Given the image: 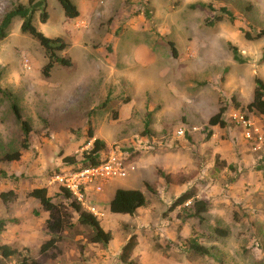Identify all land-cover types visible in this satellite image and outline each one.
Segmentation results:
<instances>
[{
  "label": "rangeland",
  "instance_id": "rangeland-1",
  "mask_svg": "<svg viewBox=\"0 0 264 264\" xmlns=\"http://www.w3.org/2000/svg\"><path fill=\"white\" fill-rule=\"evenodd\" d=\"M28 1L0 0V23ZM73 2L78 20L66 18L57 0L45 2L46 23L40 11L33 16L44 35L67 41L61 55L70 67L56 64L44 76L45 51L22 33L20 18L0 39V157L22 152L18 161L0 160V192L19 194L9 206L0 200L7 222L0 245L14 250L0 264H121L120 250L133 235L138 264H264V115L245 109L255 79L264 81V37L246 38L264 30V0ZM218 15L222 21L211 25ZM14 104L30 124L27 141ZM221 108L226 126L210 127ZM89 126L108 146L104 158L114 156L128 171L80 187L83 207L94 210L112 239L92 243V229L76 225L43 250L52 236L48 213L25 194L46 186L60 201L54 177L78 171L64 157L90 148ZM159 171L178 177L167 184ZM119 188L141 190L146 206L133 217L112 213ZM188 191L209 206L201 220L190 216L192 200L170 211ZM193 237L208 256L190 251Z\"/></svg>",
  "mask_w": 264,
  "mask_h": 264
},
{
  "label": "trees",
  "instance_id": "trees-1",
  "mask_svg": "<svg viewBox=\"0 0 264 264\" xmlns=\"http://www.w3.org/2000/svg\"><path fill=\"white\" fill-rule=\"evenodd\" d=\"M57 1L62 7L66 18L75 20L80 16V10L73 0ZM45 2L46 0H29L27 5L19 3L10 12L6 13L0 23V39H4L6 37L7 31L12 25L14 18H20L22 21V33L29 34L34 39H36L45 51L48 62L43 67L42 73L44 76L49 77L56 64L64 67H70L72 65V61L69 58L61 55L69 46L64 38L47 37L33 25V16L38 11L41 12V22L46 23L48 21L49 14L46 10L47 4ZM225 12L231 20L234 18L231 12L227 11L226 9ZM222 19V15H218L211 21L210 24L213 25L222 21ZM262 37H264V30L257 32L255 36H251L248 32H246V38L249 40H256ZM171 49L173 50V53L176 54L174 45H172ZM233 51L236 53V48H233ZM245 109L250 113L264 115V81L262 79H255L253 100L246 106ZM13 111L16 119L22 125V130L25 135L24 140L27 141V138L31 132L30 124L28 121L22 118L20 110L16 104L13 105ZM223 115L224 109L221 108L217 114L210 118L209 126L213 127L219 125L221 127H225L226 121L224 120ZM92 139H94V131L91 126H89L87 141ZM22 146L23 148H28L26 142ZM107 149L108 146L103 140L95 138L90 148L81 152L80 155L64 157V161L69 165H74L78 171L89 167H96L107 161L108 158H104V152H106ZM21 156L22 152L20 150H16L5 153L0 157V160L4 162H13L18 161ZM134 157L136 156L131 155L127 160V163H130ZM159 176L164 179L167 184H173L174 179L178 177L176 174L166 173L163 171H159ZM145 186L148 190L152 191L153 186L151 184L146 183ZM59 190L60 193H58V195L61 197L59 202H55L54 197L49 195V191L46 186L34 187L25 194L27 198H34L39 201L42 210L45 213H48L46 225L48 232L52 236L50 240L42 246V249L48 250L56 246L61 232L66 229L73 228L76 225L86 226L92 229L93 234L90 239L92 243H101L107 245L111 241L112 237L109 232H106L102 228L98 217L94 213L85 209L71 190L66 187H60ZM18 197L19 194L11 189L0 192V200L7 206L16 202ZM191 200V209L194 210V212L190 214V216L199 217L200 220L203 219L201 215L208 211L209 206L206 202L198 200L196 195L191 191L185 192L178 196L170 207V211H174L178 207L184 206L188 201ZM146 204L147 197L141 190L119 188L116 190L113 199L110 201L109 208L114 214L133 217L136 215L138 210L145 207ZM6 224L7 222L5 220L0 219V232L6 228ZM216 232L219 235L227 236L226 230L217 229ZM137 244V236L133 235L122 246L119 256L121 264H138L133 258V253L137 247ZM188 248L190 251L200 257H205L210 254V251L199 243L198 238H190L188 240ZM13 254L14 250L11 249L10 246L0 245V256L8 258Z\"/></svg>",
  "mask_w": 264,
  "mask_h": 264
},
{
  "label": "built area",
  "instance_id": "built-area-1",
  "mask_svg": "<svg viewBox=\"0 0 264 264\" xmlns=\"http://www.w3.org/2000/svg\"><path fill=\"white\" fill-rule=\"evenodd\" d=\"M24 66L29 68L28 62H25ZM178 134L183 135L184 131L180 130ZM248 136H250V133H248ZM127 175L126 168L122 164L120 165L114 156H111L99 166L85 168L70 175H57L54 178L62 184V187L71 190L78 201L82 203L83 193L80 187L88 181L104 180L111 177L125 178ZM92 213H94V210H92Z\"/></svg>",
  "mask_w": 264,
  "mask_h": 264
},
{
  "label": "crops",
  "instance_id": "crops-1",
  "mask_svg": "<svg viewBox=\"0 0 264 264\" xmlns=\"http://www.w3.org/2000/svg\"><path fill=\"white\" fill-rule=\"evenodd\" d=\"M80 16H81V14H80ZM80 16H79V17H80ZM79 17H78L77 19H75V20H78V19H79Z\"/></svg>",
  "mask_w": 264,
  "mask_h": 264
}]
</instances>
